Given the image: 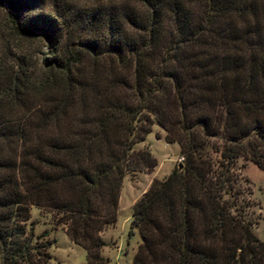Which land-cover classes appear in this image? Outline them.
I'll use <instances>...</instances> for the list:
<instances>
[{"label": "trees", "instance_id": "1", "mask_svg": "<svg viewBox=\"0 0 264 264\" xmlns=\"http://www.w3.org/2000/svg\"><path fill=\"white\" fill-rule=\"evenodd\" d=\"M0 22V264H49L31 207L106 264L153 120L182 161L133 204L129 264H264L233 170L264 169V0H0Z\"/></svg>", "mask_w": 264, "mask_h": 264}, {"label": "rangeland", "instance_id": "2", "mask_svg": "<svg viewBox=\"0 0 264 264\" xmlns=\"http://www.w3.org/2000/svg\"><path fill=\"white\" fill-rule=\"evenodd\" d=\"M1 26V22H0ZM40 43L34 45V57H38ZM44 52V49L40 51ZM165 131L153 120L150 131L142 141L134 144V149H146L156 159V166L147 173L126 172L119 191L116 220L101 232L104 242L100 254L106 264H129L138 243L141 241L136 228L130 226L132 206L148 189L153 179L161 180L180 162L177 143L164 141ZM233 170L239 177V184L249 200V216L255 221L252 230L259 240L264 241V169L249 161L238 159ZM35 235L47 232L46 240L51 243L48 252L49 264H86L85 250L72 243L61 225L49 212L36 207L30 208V219Z\"/></svg>", "mask_w": 264, "mask_h": 264}, {"label": "built area", "instance_id": "3", "mask_svg": "<svg viewBox=\"0 0 264 264\" xmlns=\"http://www.w3.org/2000/svg\"><path fill=\"white\" fill-rule=\"evenodd\" d=\"M177 161L181 163L182 157L181 156L177 157Z\"/></svg>", "mask_w": 264, "mask_h": 264}, {"label": "water", "instance_id": "4", "mask_svg": "<svg viewBox=\"0 0 264 264\" xmlns=\"http://www.w3.org/2000/svg\"><path fill=\"white\" fill-rule=\"evenodd\" d=\"M177 167L180 168V167H181V163H179V164L177 165Z\"/></svg>", "mask_w": 264, "mask_h": 264}]
</instances>
